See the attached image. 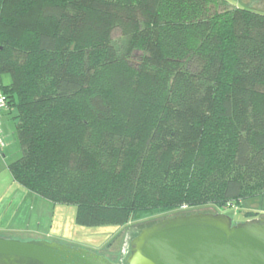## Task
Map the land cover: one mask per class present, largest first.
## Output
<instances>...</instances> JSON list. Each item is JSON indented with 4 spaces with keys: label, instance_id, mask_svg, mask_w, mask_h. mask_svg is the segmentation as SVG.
I'll return each instance as SVG.
<instances>
[{
    "label": "trees",
    "instance_id": "1",
    "mask_svg": "<svg viewBox=\"0 0 264 264\" xmlns=\"http://www.w3.org/2000/svg\"><path fill=\"white\" fill-rule=\"evenodd\" d=\"M4 74L13 179L84 226L264 195V12L242 0H0Z\"/></svg>",
    "mask_w": 264,
    "mask_h": 264
},
{
    "label": "water",
    "instance_id": "2",
    "mask_svg": "<svg viewBox=\"0 0 264 264\" xmlns=\"http://www.w3.org/2000/svg\"><path fill=\"white\" fill-rule=\"evenodd\" d=\"M0 264H122L80 246L0 237ZM127 264H264V216L233 224L220 213L179 214L132 239Z\"/></svg>",
    "mask_w": 264,
    "mask_h": 264
},
{
    "label": "rangeland",
    "instance_id": "3",
    "mask_svg": "<svg viewBox=\"0 0 264 264\" xmlns=\"http://www.w3.org/2000/svg\"><path fill=\"white\" fill-rule=\"evenodd\" d=\"M242 2L246 6L264 12V0H242ZM120 35L119 33L114 35V43L120 54H124L129 48V41ZM3 76L4 80H11L9 74H4ZM0 82H3L2 79H0ZM8 108L11 109L10 107ZM1 121L2 124L5 123L6 125L7 123L11 126V134H15V136L11 135L10 140L7 142L4 140L3 130L2 140L4 141V146L0 145V150L6 145V161L10 164L19 159L22 153L18 143L13 116L8 114L3 115L1 116ZM2 162L3 158L2 161L0 160V237L3 238L20 239L23 241L33 239L57 241L72 246L84 247L103 254L112 261L120 262L123 258H128L130 252L127 251V248L139 231L141 232L143 228L153 225L157 220L181 214V211L167 213L148 209L134 214L126 225L125 223L115 224L107 222L104 225L84 226L77 220L76 205L54 202L29 191L13 179L9 168ZM221 168L223 172L228 174L223 165H221ZM183 172H193V169L189 167L178 174H173L179 176ZM157 173L159 174V171ZM100 176L98 175V177ZM175 180L176 182L180 181L179 178ZM167 181H170V177ZM254 182L256 184H263L264 173L260 179ZM254 182L246 181L245 186L248 185L247 189H252L255 184ZM168 184L174 185L173 179ZM87 185L88 183L84 182L83 186ZM92 185H95V183ZM219 210H214L213 205H207L203 209L189 211H191V214H224L232 219L233 224H238L264 216V195L251 197L238 206L227 205Z\"/></svg>",
    "mask_w": 264,
    "mask_h": 264
},
{
    "label": "crops",
    "instance_id": "4",
    "mask_svg": "<svg viewBox=\"0 0 264 264\" xmlns=\"http://www.w3.org/2000/svg\"><path fill=\"white\" fill-rule=\"evenodd\" d=\"M2 81L4 82H9V80H4V76L2 77ZM11 115L14 117L15 115V112L12 110V109H9L8 107L5 109V110H2L1 113H0V116H3V115ZM14 120V119H13ZM15 121V120H14ZM15 126H16V122H15ZM3 130H4V140L5 141H9L10 140V136L11 135H14L15 134H11V126H9L7 123L5 125V123L3 124ZM6 147V145H5ZM5 147L3 149L0 150V157L3 158V164L6 165L7 167L9 166V164L7 163L6 161V153H7V149L5 150ZM2 158H0V160L2 161Z\"/></svg>",
    "mask_w": 264,
    "mask_h": 264
},
{
    "label": "built area",
    "instance_id": "5",
    "mask_svg": "<svg viewBox=\"0 0 264 264\" xmlns=\"http://www.w3.org/2000/svg\"><path fill=\"white\" fill-rule=\"evenodd\" d=\"M8 107V98L7 96L0 90V113L2 110H5ZM3 136V124L0 116V145L4 146V141L2 140Z\"/></svg>",
    "mask_w": 264,
    "mask_h": 264
}]
</instances>
